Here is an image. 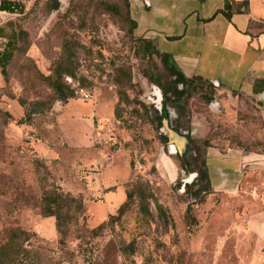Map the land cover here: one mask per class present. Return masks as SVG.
<instances>
[{
  "label": "rangeland",
  "instance_id": "obj_1",
  "mask_svg": "<svg viewBox=\"0 0 264 264\" xmlns=\"http://www.w3.org/2000/svg\"><path fill=\"white\" fill-rule=\"evenodd\" d=\"M47 1L29 0L19 16L0 17L20 39L6 69L7 85L0 88V245L13 231L27 233L20 243L29 257L20 255L19 264H264V166L245 167L241 192L234 195L210 193V183L198 179L209 147L225 151L244 142L247 152L264 151L254 104L243 100L216 111L202 92L174 98V79L162 62L140 60L128 26L98 5L120 0H52L58 4L52 12ZM258 5L263 8L264 0ZM67 48L74 52L66 61L76 79L92 84L89 99L76 95L64 106L56 102L32 126L17 125L23 116L17 99L48 95L38 74L50 75ZM148 66L156 68L153 78ZM165 93L169 129L192 139L186 157H172L193 174L186 178L182 170L171 183L157 166L160 154H169L160 139L162 121L148 122L159 114ZM192 122L203 131L187 134ZM137 181L148 183L168 208L173 227L156 220L152 203L153 218H144L134 201L113 230L91 233L122 202V185ZM109 186L115 192L103 193ZM54 191L77 202L63 206V236L53 218L42 217V198ZM200 196L204 201L194 205ZM187 204L194 207L184 221ZM132 241V253L122 251Z\"/></svg>",
  "mask_w": 264,
  "mask_h": 264
},
{
  "label": "crops",
  "instance_id": "obj_2",
  "mask_svg": "<svg viewBox=\"0 0 264 264\" xmlns=\"http://www.w3.org/2000/svg\"><path fill=\"white\" fill-rule=\"evenodd\" d=\"M27 1L0 0V6L9 3L15 12L0 10V17L16 16L17 6ZM247 1L248 13L235 14L229 20L220 13L223 0H128V4L130 18L136 23L134 37L154 40L158 52L169 55L183 77L208 82L218 96L209 103L210 108L219 111L220 105L250 101L264 134V89L253 93L254 82L264 80V7L258 5L261 0ZM3 86L0 75V88ZM191 130L199 134L203 127L192 122ZM205 162L211 193L234 195L241 192L246 176L243 169L264 166V154L213 146L206 149ZM157 166L170 183L179 176L172 156L162 152Z\"/></svg>",
  "mask_w": 264,
  "mask_h": 264
},
{
  "label": "trees",
  "instance_id": "obj_3",
  "mask_svg": "<svg viewBox=\"0 0 264 264\" xmlns=\"http://www.w3.org/2000/svg\"><path fill=\"white\" fill-rule=\"evenodd\" d=\"M51 1V2H50ZM121 4H109L104 1L99 2V7L108 14H111L115 17L121 19L123 23L128 26V31L133 33L136 28V23L130 18L129 15V4L128 0H120ZM3 5L0 6V10L9 11L10 13H15L14 8L10 7L11 5ZM46 11L52 12L57 10L58 4L53 3L52 0H48L45 4ZM21 8L17 6L16 8V16H19L21 13ZM220 13L228 20L235 14H246L248 13V1H234V0H223V6L220 10ZM19 39V33L17 30L13 29L11 22H5L0 24V41H2V45L0 46V75L4 80V84L7 85V73L6 69L10 64L14 52L16 50V45ZM135 45V54L142 61L150 62L153 57L159 59L166 70L169 72L170 77L173 78L171 84L173 86L172 93L174 98H179L186 93L195 94L196 92H202V96L205 98L207 102H211L214 99L215 92L212 87L206 81H202L199 79H187L183 77V75L176 68L174 63L171 61V58L167 54L159 53L154 40L150 39H136ZM68 55V57H66ZM66 56L64 60L57 62L54 64L50 75L44 77L38 74V78L42 81L43 85L49 90V93L45 97H37L33 100L23 99L19 97L17 99V104L22 110V118H20L16 124L30 127L34 124L35 118L38 116H42L45 114H51L54 109V104L58 102L60 105H66L70 100L75 99L76 95L81 96L79 90L89 94L92 89V84L83 78H77L74 69L70 68L69 62L66 60L69 57H74V52L71 53L68 48L66 49ZM148 71H150V78H153V74L156 71L155 67H147ZM118 71H123L122 69H118ZM68 77L71 82L76 83L74 87L64 81V78ZM129 80L130 75L126 76ZM130 83V80H129ZM178 85H181V89L178 90ZM264 89V80H258L254 82L253 85V93H258ZM79 93V94H78ZM90 95V94H89ZM166 93L163 95L161 104L162 108L155 118V120L148 121L152 125H159L163 119L168 120L169 114L166 111ZM114 116L118 120L116 108H114ZM259 118V116H258ZM260 121V118H259ZM261 124V121H260ZM262 130V124H261ZM160 139L166 143V138L160 136ZM244 142H240V144L236 143L234 147L229 148H239L245 152H247L246 144ZM253 145H257L254 143ZM259 154H264V151L259 152ZM202 166L204 168L198 174V179L202 182L208 183V175L205 168L204 160L202 162ZM131 167V164H130ZM187 173L188 171L186 167H182ZM123 187V200L115 209L113 214H109L107 220L101 222L95 229L90 230L91 233L99 231L102 228H108L111 230L114 229V224L119 222L120 219L130 210L134 201L137 202V209L139 213L144 218H153L150 212L149 206L150 203L153 204L154 210L156 212V220L162 224L165 229L168 227H173V221L171 216L168 213V208L163 206L157 201V198L154 196L153 192L150 189V186L146 182L137 181L134 184L128 186V183H124ZM187 187V185H186ZM116 186H109L102 190L103 193L115 192ZM206 193V192H204ZM211 193V190H210ZM204 201V197L200 196L194 200V205L199 204ZM69 203H77L74 198H71L68 194H62L61 192H50L42 198V217L43 218H53L54 222V230L59 233L60 236H63L61 225L59 222V216L62 213L63 206H68ZM191 203V204H192ZM187 204L185 210L183 211V220H188L187 218L192 212V208L194 205ZM79 210H82V204L79 202L77 205ZM262 207L264 209V199H262ZM27 233L24 231H13L9 235L10 241L6 244L0 245V264H19V256L23 255L25 257H29V253L23 249V244L20 243V240L26 242ZM134 241L126 246V249L122 251L127 252L132 250L129 249L132 246Z\"/></svg>",
  "mask_w": 264,
  "mask_h": 264
},
{
  "label": "water",
  "instance_id": "obj_4",
  "mask_svg": "<svg viewBox=\"0 0 264 264\" xmlns=\"http://www.w3.org/2000/svg\"><path fill=\"white\" fill-rule=\"evenodd\" d=\"M160 107H161V104L159 103ZM169 132L170 136L172 135V137H170L167 132ZM160 134L163 135L166 139H167V142H168V148H169V151L172 155H175L176 152L178 153H181L184 149V146H185V139L181 136H179L177 133H175L174 131L170 130L167 123H166V119H163L162 120V125H161V130H160ZM180 139H182L184 142H183V145L180 143ZM183 146V147H181ZM172 147L174 148V150L172 151Z\"/></svg>",
  "mask_w": 264,
  "mask_h": 264
},
{
  "label": "flooded vegetation",
  "instance_id": "obj_5",
  "mask_svg": "<svg viewBox=\"0 0 264 264\" xmlns=\"http://www.w3.org/2000/svg\"><path fill=\"white\" fill-rule=\"evenodd\" d=\"M161 101H162V99H161ZM161 101H160V104H161ZM162 108V104H161V107H160V109ZM186 133L187 134H189V133H192V130H191V123H190V130H187L186 131ZM179 136H181V135H179ZM164 137V136H163ZM181 137H183V136H181ZM184 138V137H183ZM185 139V138H184ZM186 139H187V141L185 142V146H184V149H183V151L181 152V153H178V152H176V154H175V156L178 158V157H182V158H184V157H186L187 156V154L188 153H190L189 152V150H188V146H189V144L191 143L190 142V140H192L189 136H186ZM166 145L168 146V142H167V139H166ZM168 151H169V148H168ZM169 156H173L171 153H170V151H169V154H168ZM175 158V157H174ZM204 163H205V168H206V171H207V167H206V162H205V158H204ZM179 167V166H178ZM180 172H182V168H180L179 167V173ZM191 174H193V172H189V173H187L186 174V178L189 176V175H191ZM207 175H208V172H207ZM208 178H209V176H208ZM208 183H209V179H208Z\"/></svg>",
  "mask_w": 264,
  "mask_h": 264
},
{
  "label": "built area",
  "instance_id": "obj_6",
  "mask_svg": "<svg viewBox=\"0 0 264 264\" xmlns=\"http://www.w3.org/2000/svg\"><path fill=\"white\" fill-rule=\"evenodd\" d=\"M79 93L82 96V99H84V100H88L89 99V96H90L89 94L83 92L82 90H79Z\"/></svg>",
  "mask_w": 264,
  "mask_h": 264
},
{
  "label": "bare ground",
  "instance_id": "obj_7",
  "mask_svg": "<svg viewBox=\"0 0 264 264\" xmlns=\"http://www.w3.org/2000/svg\"><path fill=\"white\" fill-rule=\"evenodd\" d=\"M166 132H167V131H166ZM167 134L170 136L169 132H167ZM170 137H172V135H171ZM179 140H180V143L183 145V142H184V141H183L182 139H180V138H179ZM181 147H183V146H181ZM173 150H174V148L172 147V151H173Z\"/></svg>",
  "mask_w": 264,
  "mask_h": 264
}]
</instances>
